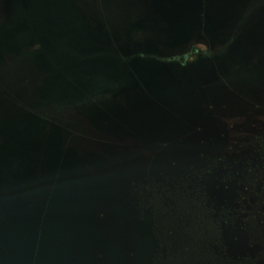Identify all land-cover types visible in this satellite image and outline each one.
Segmentation results:
<instances>
[{
    "label": "water",
    "instance_id": "1",
    "mask_svg": "<svg viewBox=\"0 0 264 264\" xmlns=\"http://www.w3.org/2000/svg\"><path fill=\"white\" fill-rule=\"evenodd\" d=\"M245 1L111 0L123 14L121 21L112 24V36L107 37L100 28L93 35L87 24L81 23L79 30L72 29L71 34L62 37L64 46H56L57 51L50 53V59H42L38 64V68L49 72L40 94L48 100L79 103L87 95L109 97L104 103L106 109L101 112L112 118L101 123L105 127L98 125L101 121L96 120V114L82 108L95 101L84 99L88 101L80 104V110L91 122L86 123L87 135L96 133H91V129L101 128L100 133L115 135L125 130L127 134L141 132L162 137L165 133L153 128L154 125L146 129L143 122L127 123L137 117H155L157 108L163 119L169 115L168 108L178 113L180 109L194 110L197 80L204 78L203 88L213 81L214 70L209 58L190 63L184 71L178 63L159 58L167 57L166 51L178 49L191 39L205 36L216 44L215 53L224 50L218 57L214 53L212 58H220L219 71L228 77L225 73L231 74L243 64L245 54L258 39L252 16L258 20L264 16L263 12L255 11L240 25ZM242 28L247 33L239 41ZM202 29L204 35L200 34ZM228 39L232 42L223 47ZM201 63L210 67L204 71ZM186 88L192 89L190 95ZM123 110L134 116L129 120L121 118L119 112ZM117 120L125 121L126 126ZM44 128L45 122L33 113L0 102V129L4 132L0 139V251L9 256L12 252L20 253L28 260L27 264H82L84 253L89 251L86 238L95 233L96 226H106L98 222V210L105 209L109 217L114 210L125 214L124 200L118 192L101 190L112 172L107 162L94 154L66 153L69 148L64 147L58 134ZM85 142L87 147L93 145L86 139ZM90 157H98L104 165L103 180L94 181L100 178L85 171ZM62 163L68 166L67 178L58 170ZM67 180L71 181V188L66 186ZM12 239H18L24 246L8 243ZM100 244L107 254L104 259L107 264L148 262L144 241L140 243L129 230L124 232V238L106 239ZM100 244L93 246L99 250ZM134 246H138V256L124 255ZM7 261L14 264L11 258Z\"/></svg>",
    "mask_w": 264,
    "mask_h": 264
},
{
    "label": "rangeland",
    "instance_id": "2",
    "mask_svg": "<svg viewBox=\"0 0 264 264\" xmlns=\"http://www.w3.org/2000/svg\"><path fill=\"white\" fill-rule=\"evenodd\" d=\"M255 11L264 14V0L245 1V6L241 11L240 20L242 22L240 25L244 24L250 14ZM122 18L123 14L113 6L111 0H0V102L7 107L31 112L43 120L45 131H55L64 147L69 148L66 153L70 151L85 156L94 154L105 161L104 158L113 155L114 148H116L114 146L119 141L112 139L109 142L111 133H100L98 130L101 131V128H95L96 130L91 129V133L95 131L96 133L90 138L97 137L102 141H108L109 144L104 145L107 147H99L94 144L87 147L84 139L88 138L85 133V131L87 132L86 123L91 124V122L85 118L87 114L80 110V104H84L88 100L95 101V104L82 105V108L96 114L98 116L95 115L96 120L101 121L98 125L105 127L101 123H108V119L112 118L104 117L101 112L106 109L107 104L104 103L108 102L110 98L87 95L84 99L88 100L83 99L81 103L45 99L40 91L49 72L38 68V64L42 59L49 60L50 53L57 51L56 46H64L62 37L71 34L72 29L79 30L81 23H86L93 35L94 31L100 28L107 37H111L112 24H117ZM261 18L262 21L258 20L255 15L251 18L255 22L256 30L254 32L258 39L256 38L257 41L253 40L255 46L245 54L243 64L233 73H225L228 77L223 82H214L219 86L224 85L229 88L227 99L216 107L215 112L211 111L209 107H206L205 111L180 109L179 113L166 108L169 112L167 126L162 127L165 124H162L161 110L157 108L154 113L155 117L153 115L144 119L137 117L127 124L135 125L143 122L146 129L154 125L153 128H161L163 133H170L168 136L173 138L174 134L178 132L188 134L190 138L180 142L181 144L172 143L174 145H170L169 149L172 152L169 155L172 160L178 158L187 147L191 150H193L192 147H201L204 153H206L205 147H207L210 156H213L208 160L221 156L225 152L228 163L229 161L233 163L234 171L226 176L227 178L235 179L237 182L249 178L264 182V16ZM248 31L252 32V30ZM246 33L247 30L243 29L239 32L237 39L240 41ZM225 41L223 47L232 42L231 39ZM216 48V44L204 36L202 39H191L178 49L166 51L167 57L159 59L169 62L170 56H172L174 60L179 61L187 56V62L197 63L200 60L208 59L209 55L212 57ZM222 53L224 50L216 52L215 56L218 57ZM201 65L204 71L210 67V64L206 63H201ZM229 77L235 79L234 85L227 82ZM119 115L126 120L134 116L126 110L119 112ZM119 123L126 126L125 121H119ZM118 134H120V140L125 143L128 137L126 131L121 130ZM3 135L4 132L0 129V139ZM152 137L161 139V135ZM125 144L133 151L134 156L140 158L138 160L144 161L143 156L146 159L142 149L132 147L128 145L129 143ZM103 148H106L105 152ZM178 148L183 149L179 150ZM244 149L249 151L250 157H243ZM199 150L192 153L193 157L201 155ZM260 154L262 157H255ZM105 155L107 156L104 157ZM253 157L255 158L253 159ZM195 159L202 160V158ZM249 162L259 166L251 177L250 172H245L244 169L247 168ZM85 171L91 172L92 169L87 166ZM219 175H221V166ZM219 175L216 173L213 179L216 177V181H218ZM258 183L252 185L254 193L251 201V208L257 211L248 223L245 222L246 229H240V226L231 224L224 225L222 228L224 230L219 238L223 237L224 232L225 235H229L228 239H230V235L233 237L231 239L233 244L229 248L230 250H227L223 244L225 255L221 256V260L216 259L215 256L207 255V253H201L202 249H199V252L195 250L194 244L198 242L202 244V241L207 242L208 237H203L207 233L209 235V232H205L208 228L201 224L197 227L188 224L185 227L187 232L181 238L177 235L178 227L175 229L176 235L173 241V235L171 236L176 253L174 261L178 262L179 259H183L185 264H264V186ZM215 195L217 204L222 202L219 199L229 200L232 196L231 193H225L223 196L219 193L217 195L216 192ZM239 203L240 201H238ZM202 207V204L198 207H190L191 209L186 212V215L193 218H198V215L203 217L205 210ZM183 208L185 207L179 209ZM236 233L237 237L234 238ZM185 242L189 243L188 250L192 253H185L188 256L185 254L179 256L177 250H180V246ZM8 243L20 248L24 246L18 239H12ZM10 258L14 264H27L28 262L26 258H22L20 253L14 255L12 252L9 256L8 253L0 251V264H7V259L10 260Z\"/></svg>",
    "mask_w": 264,
    "mask_h": 264
},
{
    "label": "trees",
    "instance_id": "3",
    "mask_svg": "<svg viewBox=\"0 0 264 264\" xmlns=\"http://www.w3.org/2000/svg\"><path fill=\"white\" fill-rule=\"evenodd\" d=\"M200 32L201 35H204L203 29ZM207 58L211 59L210 62L213 65L214 72L211 76L213 81H210L211 83L204 85L202 88L204 78H201L202 82L197 80L194 110L205 111L206 107H209L211 111L215 112L216 107L227 99V90L229 88L224 87L223 84V86H219L214 83L223 82L225 79L219 71L220 58H212L210 55ZM169 60V62L178 63L179 68L183 69V71L190 66V62H187V56H184L179 61L173 58ZM234 80L229 77L227 82L234 85ZM191 90L187 89V95H190ZM174 112H177V110H174ZM167 117L165 116L163 119L162 116V120L167 121ZM162 124H167V122H162ZM158 130L160 131L161 128ZM154 135L158 136V134H141V132L140 134H127L128 137L125 143L142 149L141 151L146 155V159L144 156L142 157L144 161L138 160L140 158L133 155V151L120 140V134L109 135V142L115 139L119 143L114 146L116 148L113 147L116 150H114L113 155H109V158L106 157L107 155L104 156L106 160L103 161L109 164L112 172L109 176V181H104L105 185L103 184L101 190L118 192L124 200L123 204L126 213L123 214L118 210H114L109 217L105 209L98 210L97 220L100 225H105L106 223V226H96L95 233H91L86 238L89 251L84 253L82 258L84 262L82 264H107L104 261L107 254L100 243L106 239L114 238L117 241L119 238H124V232H127V230L140 243L144 241L145 249H148L146 254L148 258L147 264H185L186 262L183 259H179L178 262L174 261L176 253L172 241L176 235V230H178L177 235L180 238L187 232L185 227L188 224L195 225V227L201 224V226L204 225V227L208 228L205 232H209V235L207 233L203 237H208L207 242L202 241V244L200 242L194 244L195 250L199 252V249H202L201 253H207V255L215 256L216 259L221 260V256L225 255L223 244L227 250H230L229 248L233 244L231 235L230 239H228L229 235H225L223 232V237L219 238L224 230L222 229L224 225L229 226L231 224L240 226V229H246L244 227L245 222L248 223L255 215L257 210L251 208L254 193L252 185L259 182L258 184L264 186L262 180H250L249 178L237 182L235 179L227 178L226 176H229L234 171L232 168L234 166L232 165L233 163L230 161L228 163L225 152L221 156L208 160L209 157L213 156H210L211 154L207 147H205L206 153L202 152L201 147H192L193 150L187 147L178 158H173L172 160L169 155L172 152L169 149L170 145H174L172 143L181 144L180 142L189 139L190 136L182 132L175 133L174 138L164 134L161 137V141L160 138L155 139L152 137ZM91 136L88 135V138L84 139L99 147H107L104 145L109 144L108 141H102L97 137L90 138ZM204 137L207 138L206 136ZM174 139L176 142L173 141ZM104 149L106 148H103L105 152ZM246 149L243 150V157H250V153ZM196 150L201 151V155L198 154L193 157L192 153ZM255 151L258 152L257 150ZM255 157L262 156L260 154ZM97 158L90 157V160L85 164L86 167L89 166L92 169V173H94L96 178H100L94 179V181L103 180L104 178L101 175L106 173V169L102 168L104 165ZM195 158H202V160ZM62 164L58 170L60 175L65 178L68 166L67 164ZM108 164L106 165L107 167ZM220 166L221 175H219ZM258 168V165L256 166L249 162L247 168L244 169L245 172H250L251 177ZM216 173L219 175L218 181H216V177L213 179ZM65 184L71 188L70 180L65 181ZM81 188L84 191V185H81ZM215 192L217 195L219 193L223 196L225 193H231L232 196L229 200L219 199L222 202L217 204L215 202ZM78 193H81V191L78 190ZM238 201H240L239 204ZM66 203L67 206L70 205L69 199ZM200 204L203 205L202 209L205 210V214H202L203 217L198 215V218H193L189 217L190 215H186V212L190 211V207H198ZM182 207L185 208L179 209ZM176 227L178 228L176 229ZM236 235L237 233L234 234V238L237 237ZM94 243L95 245L100 244L99 250L93 246ZM138 246L137 248L135 246L132 247L124 255L135 258L139 255ZM188 249L189 243H182L180 250H177L180 254L179 256H183L185 253H192ZM185 256L188 255L185 254ZM97 260H99V263L96 262Z\"/></svg>",
    "mask_w": 264,
    "mask_h": 264
}]
</instances>
